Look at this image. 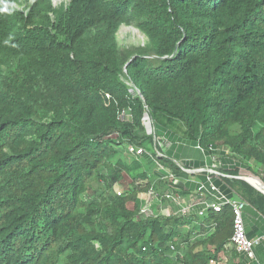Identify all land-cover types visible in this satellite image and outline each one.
Segmentation results:
<instances>
[{"label": "trees", "instance_id": "16d2710c", "mask_svg": "<svg viewBox=\"0 0 264 264\" xmlns=\"http://www.w3.org/2000/svg\"><path fill=\"white\" fill-rule=\"evenodd\" d=\"M29 2L0 0V264H245L226 249L230 206L141 216L138 195L152 186L191 193L125 153L166 152L169 131L228 151L240 165L225 174L264 185V0ZM131 25L145 45H119ZM225 183L264 216L262 193Z\"/></svg>", "mask_w": 264, "mask_h": 264}, {"label": "built area", "instance_id": "2783aa9c", "mask_svg": "<svg viewBox=\"0 0 264 264\" xmlns=\"http://www.w3.org/2000/svg\"><path fill=\"white\" fill-rule=\"evenodd\" d=\"M105 98L107 99V102L111 101V96L106 94ZM109 104H107L108 106ZM131 119V112L128 113L125 112L123 114V119ZM144 125L147 129L148 135H151L154 137L155 142H157V133L156 129L154 127L153 121L149 116L145 117ZM161 139V146H169L168 143L164 142L163 139ZM196 148L200 151H204L200 148L199 144H197ZM166 151V150H165ZM219 151H224L226 154H229L228 151L225 150H219L216 147H211L210 157L214 162H217L216 154H219ZM163 152V151H162ZM160 152L157 148V143H155L154 146V153L156 156H153L152 152L147 151L143 147H138L133 144L126 145V156H129V158H147L148 160H151L156 168L155 172L161 177V180L165 183H171L174 186L181 187V182L178 177L174 175V173L168 169L162 166L159 162L160 159L164 158L167 160H171L179 169L185 173L188 176L193 175H202L206 174L207 181L206 183L209 185V193L212 197L217 198V201L212 200H206V201H196L194 199H190V202L183 203V197L181 195L176 194L173 190L168 189L164 192L156 190L155 187H151L146 192H141L138 195V199L141 203V210L140 215L144 217H157L160 216L159 214H163V212H168V209L171 210V212L166 214H172L173 216H190L191 214H196L200 217H202L206 211L213 210L214 212L220 213L223 211V209L226 206H230L233 211V235L229 241V243L226 245V249L228 251L234 250L244 261L245 264H251L256 260V247L260 244L261 239H251L247 235V229L245 224V209L248 206L246 202H244L240 198L236 197H229L225 194H223L220 189H218L214 185V177L218 178H226V179H237L238 177L230 176L225 174L224 172L218 171V165H213V167L208 169H189L185 167L180 161L170 158L166 155V152ZM206 152V151H205ZM139 185L145 186L147 184V181H138ZM118 185V184H117ZM115 185L114 192L117 196H122L123 193L120 192ZM138 185V183H137ZM207 190L205 185H202L200 187V191ZM215 194V195H214ZM163 204L167 205L166 209H163ZM163 212H159V211ZM174 251V247H171ZM171 258H176L175 256H172ZM227 258H222L219 261H211L210 264H226Z\"/></svg>", "mask_w": 264, "mask_h": 264}, {"label": "crops", "instance_id": "0c3cea01", "mask_svg": "<svg viewBox=\"0 0 264 264\" xmlns=\"http://www.w3.org/2000/svg\"><path fill=\"white\" fill-rule=\"evenodd\" d=\"M161 136L163 141L169 144V148L166 150V155L180 161L189 169H208L216 164L218 165L217 170L224 172V170H231L240 165L239 162L229 156L230 153L227 155L224 151H221L219 154L222 157L216 154L217 162H214L211 159L210 154L198 150L196 144H191L169 131H162ZM206 176V174L193 176L186 175V177L179 178L181 187L187 188L191 193L188 198L183 197V203L186 204L190 202V199L196 201L213 199L214 201H217V198H215L216 196L212 197L208 191L209 185L206 183ZM225 179L226 178L214 177V185L220 189L223 194L233 198L236 197L235 192L225 183ZM202 185H205L207 190L200 191ZM244 217L248 237L251 239H261L260 244L256 247V260L251 264H264V216L248 205L245 209ZM194 228L195 232L199 233L201 226L196 223ZM223 258L227 257L224 256Z\"/></svg>", "mask_w": 264, "mask_h": 264}, {"label": "rangeland", "instance_id": "374dc122", "mask_svg": "<svg viewBox=\"0 0 264 264\" xmlns=\"http://www.w3.org/2000/svg\"><path fill=\"white\" fill-rule=\"evenodd\" d=\"M69 0H54V3L55 5H59V3H62V2H68ZM118 41H119V45L120 46H126V47H129V46H132V45H135V46H139V45H145V43L147 42V39L146 37L134 26V25H131V26H122L119 33H118ZM169 148V146H165L164 147V150H167ZM123 153V151H121ZM221 153V151H219ZM220 157H222L220 154H218ZM229 155V154H227ZM126 156V155H125ZM231 156V155H229ZM228 156V157H229ZM127 158H129V156H126ZM152 168H156L154 167L153 165L150 167H148L147 169L150 171H153ZM141 182V181H140ZM138 185H139V182H137ZM131 181L127 178V180L125 182H123L122 184H118L117 187H116V190L118 188V190L120 192L123 193V195L125 194L126 191L129 190L130 187H132L131 185ZM159 191H162L164 192L161 187H159ZM167 208V205L166 204H163V209H166ZM159 211V210H158ZM159 212H163L162 211H159ZM171 212L170 209H168V212H163V214H159L160 216H173L172 214H166V213H169Z\"/></svg>", "mask_w": 264, "mask_h": 264}, {"label": "water", "instance_id": "95a60500", "mask_svg": "<svg viewBox=\"0 0 264 264\" xmlns=\"http://www.w3.org/2000/svg\"><path fill=\"white\" fill-rule=\"evenodd\" d=\"M142 97V95H140ZM237 180H242L245 181L246 183H248L250 186H252L253 188H255L257 191H259L260 193H262L264 195V185L257 179H253V178H249V177H238ZM252 182H256L255 184H257L258 186H260V188H258L254 183Z\"/></svg>", "mask_w": 264, "mask_h": 264}, {"label": "clouds", "instance_id": "9594fccd", "mask_svg": "<svg viewBox=\"0 0 264 264\" xmlns=\"http://www.w3.org/2000/svg\"><path fill=\"white\" fill-rule=\"evenodd\" d=\"M35 2V0H30L29 4H33ZM54 2V0H53ZM55 4V3H54ZM61 3H59L60 5ZM26 5V4H25ZM17 9L21 10L22 12H24L25 14L28 13L29 9L26 6H21L19 7L18 5L16 6Z\"/></svg>", "mask_w": 264, "mask_h": 264}, {"label": "bare ground", "instance_id": "6f19581e", "mask_svg": "<svg viewBox=\"0 0 264 264\" xmlns=\"http://www.w3.org/2000/svg\"><path fill=\"white\" fill-rule=\"evenodd\" d=\"M254 184L256 183V182H253ZM257 185V184H256ZM258 186V185H257ZM260 187V186H259Z\"/></svg>", "mask_w": 264, "mask_h": 264}]
</instances>
